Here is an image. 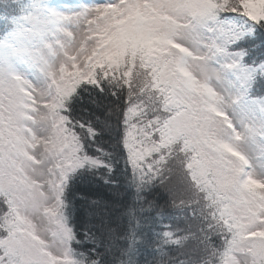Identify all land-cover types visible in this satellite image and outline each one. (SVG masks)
<instances>
[{
    "label": "snow or ice",
    "instance_id": "obj_1",
    "mask_svg": "<svg viewBox=\"0 0 264 264\" xmlns=\"http://www.w3.org/2000/svg\"><path fill=\"white\" fill-rule=\"evenodd\" d=\"M0 264H264V0H0Z\"/></svg>",
    "mask_w": 264,
    "mask_h": 264
}]
</instances>
